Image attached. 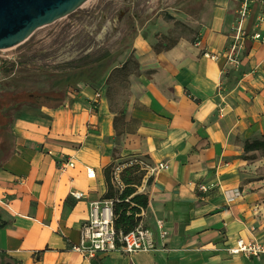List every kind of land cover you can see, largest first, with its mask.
Here are the masks:
<instances>
[{
    "label": "crops",
    "instance_id": "0c3cea01",
    "mask_svg": "<svg viewBox=\"0 0 264 264\" xmlns=\"http://www.w3.org/2000/svg\"><path fill=\"white\" fill-rule=\"evenodd\" d=\"M235 4L214 0L194 41L137 56L140 73L130 77L117 127L101 81L78 84L62 105L15 113L13 152L0 166V195L11 197L0 203V264H264V254L229 250L238 238L264 244V153L244 150L246 140L264 138V43L250 36L264 22L256 26L252 7L243 26L249 39L237 41L233 64ZM71 155L76 166L60 172ZM125 157L147 166L141 223L158 249L87 260L74 245L89 203L106 192L104 167ZM161 162L168 167L153 170ZM71 188L86 197L75 199Z\"/></svg>",
    "mask_w": 264,
    "mask_h": 264
},
{
    "label": "rangeland",
    "instance_id": "374dc122",
    "mask_svg": "<svg viewBox=\"0 0 264 264\" xmlns=\"http://www.w3.org/2000/svg\"><path fill=\"white\" fill-rule=\"evenodd\" d=\"M213 6L214 0H87L22 43L0 49V103L13 101V114L65 101V91L76 85L64 84V77L101 58L107 68L96 83L103 82L112 110L124 111L130 77L140 73L137 56L168 49L180 38L194 41L212 19ZM234 7L231 20L238 17L237 2ZM252 7L264 13V0L252 2Z\"/></svg>",
    "mask_w": 264,
    "mask_h": 264
},
{
    "label": "built area",
    "instance_id": "2783aa9c",
    "mask_svg": "<svg viewBox=\"0 0 264 264\" xmlns=\"http://www.w3.org/2000/svg\"><path fill=\"white\" fill-rule=\"evenodd\" d=\"M238 5V17L235 19V35L233 43L229 49L228 59L233 64L239 63V54H238V45L237 41L246 36L245 30L243 28L244 22L251 10L250 4L256 0H235ZM264 22V13H260L258 17V22L256 26H259V23ZM253 40H258L264 43V31L255 30L251 35ZM206 55H209L208 52H205ZM211 58L214 55H210ZM97 97H101V92H96ZM223 114V108L220 109ZM139 163L143 168H147L145 162L142 159L137 157L129 158L118 162L112 173V180L115 183L117 188H123V182L120 178V172L129 164ZM77 164V158L75 155H71L68 158H62L59 164V170L62 173H66L69 168L75 167ZM167 162H161L157 167H153V170L156 168H167ZM96 173L93 168H86V176L88 178L95 177ZM73 181V179H71ZM18 181H21V178H18ZM202 190H207L208 187L203 185L201 186ZM70 194L77 200L83 199L86 197L85 191L81 189L71 188ZM11 197L8 195H0V203L10 204ZM113 200L101 198L99 200H94L89 203V214L87 220L82 223L81 226V235L80 241L78 244L74 245V248L77 249L82 256L87 260H95L100 257L102 254L108 253L113 250H121L124 253L132 254L137 252H153L157 250V246L154 239L153 231L140 223L136 228L129 231L128 233L117 232L113 225ZM143 211V209H142ZM158 228L160 229L161 237L165 238L167 235V230L165 229L162 221H158ZM231 253H245L249 255L259 256L264 254V244L260 243L257 239L238 238L237 241L229 249Z\"/></svg>",
    "mask_w": 264,
    "mask_h": 264
},
{
    "label": "trees",
    "instance_id": "16d2710c",
    "mask_svg": "<svg viewBox=\"0 0 264 264\" xmlns=\"http://www.w3.org/2000/svg\"><path fill=\"white\" fill-rule=\"evenodd\" d=\"M171 47V46H170ZM159 52V50L157 51ZM107 68L106 62L99 58L89 60L77 66L72 72H69L62 80L67 85L78 84H95L96 80L101 78L103 71ZM70 95V89L65 91ZM13 101L0 103V166L10 157L13 152L14 134L12 126L15 119V113L9 112V107ZM64 101L50 105L52 107L62 105ZM49 105H40L45 107ZM114 111V110H113ZM116 112V111H115ZM124 111L116 112L115 125L117 121L123 117ZM246 152L259 150L264 153V138L246 140L244 144ZM121 160L111 162L103 169V174L106 182V192L103 195L104 199L113 200V225L116 231L128 233L136 228L142 221V209L148 205L149 197L145 193L138 192V186L142 183L146 175V169L139 163H132L123 168L120 172V178L123 182V188H117L112 180V173L115 165Z\"/></svg>",
    "mask_w": 264,
    "mask_h": 264
},
{
    "label": "water",
    "instance_id": "95a60500",
    "mask_svg": "<svg viewBox=\"0 0 264 264\" xmlns=\"http://www.w3.org/2000/svg\"><path fill=\"white\" fill-rule=\"evenodd\" d=\"M87 0H0V49L18 45L39 27L76 11Z\"/></svg>",
    "mask_w": 264,
    "mask_h": 264
}]
</instances>
